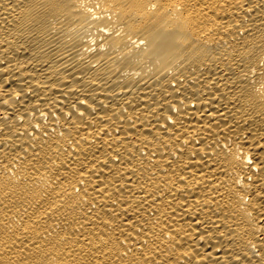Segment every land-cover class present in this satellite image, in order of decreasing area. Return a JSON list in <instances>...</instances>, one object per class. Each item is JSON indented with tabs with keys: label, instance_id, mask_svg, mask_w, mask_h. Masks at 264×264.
<instances>
[{
	"label": "bare ground",
	"instance_id": "obj_1",
	"mask_svg": "<svg viewBox=\"0 0 264 264\" xmlns=\"http://www.w3.org/2000/svg\"><path fill=\"white\" fill-rule=\"evenodd\" d=\"M0 264H264V0H0Z\"/></svg>",
	"mask_w": 264,
	"mask_h": 264
}]
</instances>
